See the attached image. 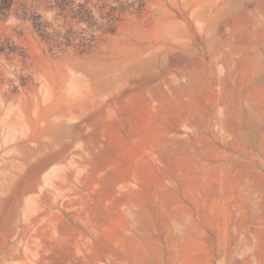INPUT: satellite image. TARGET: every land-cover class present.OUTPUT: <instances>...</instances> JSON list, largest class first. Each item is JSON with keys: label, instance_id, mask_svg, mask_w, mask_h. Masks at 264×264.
<instances>
[{"label": "rangeland", "instance_id": "374dc122", "mask_svg": "<svg viewBox=\"0 0 264 264\" xmlns=\"http://www.w3.org/2000/svg\"><path fill=\"white\" fill-rule=\"evenodd\" d=\"M0 264H264V0H0Z\"/></svg>", "mask_w": 264, "mask_h": 264}]
</instances>
